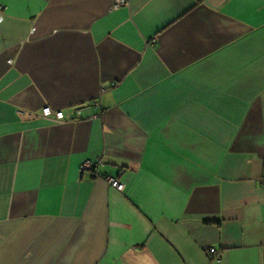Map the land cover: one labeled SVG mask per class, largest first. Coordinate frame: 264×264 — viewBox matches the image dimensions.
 Listing matches in <instances>:
<instances>
[{
  "label": "crops",
  "instance_id": "0c3cea01",
  "mask_svg": "<svg viewBox=\"0 0 264 264\" xmlns=\"http://www.w3.org/2000/svg\"><path fill=\"white\" fill-rule=\"evenodd\" d=\"M112 5L0 0V264H264V0Z\"/></svg>",
  "mask_w": 264,
  "mask_h": 264
},
{
  "label": "built area",
  "instance_id": "2783aa9c",
  "mask_svg": "<svg viewBox=\"0 0 264 264\" xmlns=\"http://www.w3.org/2000/svg\"><path fill=\"white\" fill-rule=\"evenodd\" d=\"M112 1H113V5H112L113 10L121 8L127 4V0H112ZM84 105L87 107L95 108V109H97L99 106L98 103H96L95 101L87 102ZM40 113H41V116L43 118L52 119L56 122H61L64 119V115L62 112L54 111L50 107L42 108ZM74 114H75L76 118H81V111L79 109L74 110ZM97 115H98V113H97ZM97 115L90 116L89 119H93ZM102 166H103V164L101 161H96V162L86 161L81 165L80 172L81 173L89 172L90 174L97 176L98 175L97 170H98V168H100ZM105 181L111 188L115 189L118 192H122L124 189V185L115 178L106 177ZM208 253L211 256H213L212 257L213 259H215V260L219 259V255H218V253H216V251L214 249L208 250Z\"/></svg>",
  "mask_w": 264,
  "mask_h": 264
},
{
  "label": "trees",
  "instance_id": "16d2710c",
  "mask_svg": "<svg viewBox=\"0 0 264 264\" xmlns=\"http://www.w3.org/2000/svg\"><path fill=\"white\" fill-rule=\"evenodd\" d=\"M209 254V253H208ZM210 255V254H209ZM211 256V255H210Z\"/></svg>",
  "mask_w": 264,
  "mask_h": 264
}]
</instances>
